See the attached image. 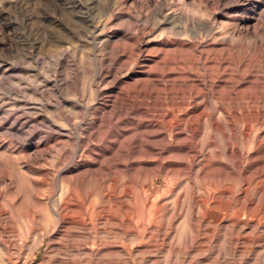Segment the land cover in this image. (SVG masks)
<instances>
[{
  "label": "rangeland",
  "instance_id": "obj_1",
  "mask_svg": "<svg viewBox=\"0 0 264 264\" xmlns=\"http://www.w3.org/2000/svg\"><path fill=\"white\" fill-rule=\"evenodd\" d=\"M113 98L175 134L147 127L109 198ZM77 172L83 219L58 228ZM0 264H264V0H0Z\"/></svg>",
  "mask_w": 264,
  "mask_h": 264
},
{
  "label": "bare ground",
  "instance_id": "obj_2",
  "mask_svg": "<svg viewBox=\"0 0 264 264\" xmlns=\"http://www.w3.org/2000/svg\"><path fill=\"white\" fill-rule=\"evenodd\" d=\"M144 71V70H143ZM147 72V71H146ZM145 72V73H146ZM147 74V73H146ZM193 74V73H192ZM178 75L179 73L177 72V67H171L169 68L168 72L165 73L162 78H167V81L169 83V86H170V92H174L175 88H177L178 86H176L174 84V82L178 79ZM184 76H193L190 74L188 75H180L179 76V79L183 78ZM189 78V77H188ZM184 79V78H183ZM200 79V78H199ZM199 79L197 78H190L188 81L189 83L186 85L188 86L189 88L190 87H194V86H198L200 84H197L199 83ZM136 81V80H135ZM157 81V80H156ZM198 81V82H197ZM202 80H200V83H201ZM141 82V81H140ZM144 82V81H143ZM159 83L155 82L156 86H154V88L157 90V89H162L160 85H162L163 83V79L159 80L158 81ZM173 82V83H172ZM142 83V82H141ZM139 84V83H138ZM144 85V84H143ZM185 85V84H184ZM202 85V84H201ZM185 86V87H186ZM142 87V86H141ZM140 87V88H141ZM137 88V87H136ZM139 88V87H138ZM178 89V88H177ZM188 89V88H187ZM144 90V89H143ZM167 90V89H166ZM165 90V91H166ZM190 90V89H189ZM168 93V92H167ZM201 94V92H199ZM139 94V93H138ZM141 94V92H140ZM143 94V93H142ZM148 96V95H147ZM191 96V95H190ZM137 97V95H136ZM192 97V96H191ZM142 98V97H141ZM146 98V97H145ZM206 98V97H205ZM126 99V98H125ZM191 99V98H190ZM203 99V98H202ZM142 100V99H141ZM189 100V99H188ZM187 100V101H188ZM197 99H195L194 97V100L193 102H184L183 104H175L176 102L172 101L170 103V106L172 107H177L180 109V107H186L187 105L188 106H192L193 105V108H194V112H196L195 116H198L199 117V114L203 115L204 112L206 111L207 107H208V104H207V98L205 99V103L203 102H197L196 101ZM108 101H111V100H108ZM107 101V102H108ZM132 101V100H131ZM129 101V102H131ZM138 101V100H137ZM145 101V100H144ZM149 101V100H148ZM192 101V100H191ZM105 102V101H104ZM103 102V103H104ZM106 102V103H107ZM113 103L111 104V113H112V117H116V122H114V117L112 118L111 116L109 117V120H108V123L105 124L104 128V135H105V138L107 139V137H113L114 136H118V133L120 132V129H122L123 127L122 124L124 123L125 125L127 124H131V125H134V129L135 128H145V132L144 134H141V136L139 134H136L134 136V139L131 140L129 143H125V142H122L121 139H117V140H110V141H107L105 139L104 141V144H111V150L114 151L113 152V156L111 158V160H116L117 163H114L113 164V167L116 169V171H114L115 169H113L112 165L109 166V167H106V168H102L100 169L101 170V174L99 175V177L97 176V180L99 181V185L101 186V188L105 191H107V196L109 198H111V196H114L112 195V193L116 190V188H118V183L119 182V175H121L122 173L126 172V167H128V163H127V159L130 157L131 154H134L136 152H139V151H143L146 149V147L148 146V143H149V139L152 138L154 132L153 130H148V128H151L152 127H157V126H161L163 128L166 129V134H167V137H168V140L171 141L173 139V136L175 134V124L173 123V120H167L165 119L166 117L164 116L163 117V114L160 113L159 116H156V115H151L152 117V120L149 121L148 125L144 126V122H147V116L151 113H147L148 111H144L142 110V108H139L137 110H131L130 107L125 103V100L124 101H121L120 103H115L117 102L115 98H113ZM140 102V101H138ZM134 103V101H133ZM136 103V102H135ZM143 104V102H141ZM180 103V102H178ZM132 104V103H131ZM169 105V104H168ZM167 105V107H168ZM110 106V105H109ZM101 107V106H100ZM107 107V106H106ZM136 107V106H135ZM103 108V107H102ZM189 108V107H188ZM183 109V108H182ZM147 110V109H146ZM168 112V111H167ZM166 113V112H165ZM164 113V114H165ZM199 113V114H198ZM123 116H127L128 118H126V120H135V121H138L137 122V125L132 122V121H129V123H127L124 119H122ZM171 116H169L170 118ZM172 118V117H171ZM232 118V117H231ZM185 119V117L183 118ZM126 122V123H125ZM175 122V121H174ZM113 123H116V124H113ZM199 125V124H198ZM148 127V128H147ZM182 127V126H181ZM103 128V129H104ZM177 128V127H176ZM180 128V127H179ZM212 128V127H211ZM187 132H190L191 133V136L194 137V135L196 134L197 132V128L194 127L192 124H189L187 126V128L185 129ZM89 132V131H88ZM87 132V133H88ZM91 132V131H90ZM217 132V131H216ZM103 135V136H104ZM188 136V135H187ZM86 137V136H85ZM91 137V136H89ZM192 137H189L187 138V141L186 143L183 145V148H185V150H192L194 147V143L191 142L193 139ZM81 138V137H80ZM79 139V147L78 149L80 150V145L82 143H84L85 141L83 139ZM89 139V138H88ZM192 139V140H191ZM213 147V146H212ZM215 148V147H214ZM210 151V150H209ZM144 152V151H143ZM216 153V152H215ZM116 161H113V162H116ZM121 161V162H120ZM113 169V171H112ZM103 172V173H102ZM105 174H110L112 176L111 179V183H107V181L103 178V175ZM82 174L81 172H77L76 175L73 177L72 179V183H71V187L68 189V190H65L64 193H62V195L60 196V210L59 211H56V217H57V224H58V228H63L64 226L67 225V223H69V220H72V221H79V220H82L83 219V213H79V214H72L70 215L69 212H67L65 210V207L72 204V203H80L82 202V200L80 199V196H79V189H81V184H83V181H82ZM124 175V174H123ZM108 176V175H107ZM66 180V179H65ZM68 180V179H67ZM108 180V179H107ZM125 181V180H124ZM123 186V185H122ZM130 187V184L129 183H124V195L125 196H122L124 198H126L127 196V193H128V190ZM82 191V190H81ZM117 191V190H116ZM117 197V196H116ZM124 198H119V200H121L123 202V204H125V199ZM105 199V198H104ZM107 201V200H105ZM104 202V201H103ZM75 204V205H76ZM106 205V204H105ZM125 206V205H124ZM75 207V206H74ZM102 207V206H101ZM126 207V206H125ZM104 210V209H103ZM100 211V210H98ZM72 212V211H71ZM79 212V211H78ZM77 212V213H78ZM100 213V212H99ZM98 213V214H99ZM93 213L91 212V214L89 215V217L92 215ZM101 215V214H99ZM98 215V216H99ZM93 216V215H92ZM91 216V218H92ZM104 216V215H103ZM102 216V217H103ZM101 217V218H102ZM85 218V217H84ZM115 218V217H114ZM103 219V218H102ZM68 229V228H67ZM40 241V240H39ZM38 241V243H39ZM44 242V238L42 239V241L39 243L38 246H35L33 252L30 253L29 257L30 258L34 251L41 245V243ZM26 263V262H25Z\"/></svg>",
  "mask_w": 264,
  "mask_h": 264
}]
</instances>
